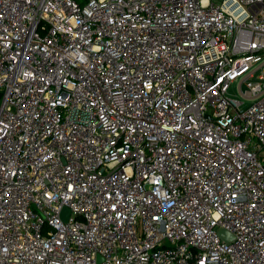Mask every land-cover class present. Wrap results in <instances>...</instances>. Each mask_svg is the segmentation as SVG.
<instances>
[{
  "label": "built area",
  "instance_id": "1",
  "mask_svg": "<svg viewBox=\"0 0 264 264\" xmlns=\"http://www.w3.org/2000/svg\"><path fill=\"white\" fill-rule=\"evenodd\" d=\"M0 264H264V0H0Z\"/></svg>",
  "mask_w": 264,
  "mask_h": 264
},
{
  "label": "water",
  "instance_id": "2",
  "mask_svg": "<svg viewBox=\"0 0 264 264\" xmlns=\"http://www.w3.org/2000/svg\"><path fill=\"white\" fill-rule=\"evenodd\" d=\"M69 214H70V210H69L68 208L65 207V208L63 209V211H62V218H63L64 221H67ZM220 236H221L222 238L226 239L227 241L233 239L232 236L228 235V234H227L225 231H223V230L220 232Z\"/></svg>",
  "mask_w": 264,
  "mask_h": 264
},
{
  "label": "rangeland",
  "instance_id": "3",
  "mask_svg": "<svg viewBox=\"0 0 264 264\" xmlns=\"http://www.w3.org/2000/svg\"><path fill=\"white\" fill-rule=\"evenodd\" d=\"M232 93L237 95L236 87L235 86H233V88H232Z\"/></svg>",
  "mask_w": 264,
  "mask_h": 264
},
{
  "label": "trees",
  "instance_id": "4",
  "mask_svg": "<svg viewBox=\"0 0 264 264\" xmlns=\"http://www.w3.org/2000/svg\"><path fill=\"white\" fill-rule=\"evenodd\" d=\"M76 1H78L80 3H84L85 0H76Z\"/></svg>",
  "mask_w": 264,
  "mask_h": 264
}]
</instances>
